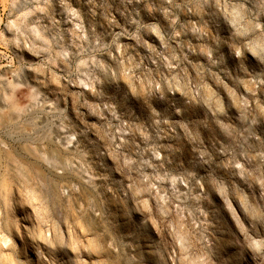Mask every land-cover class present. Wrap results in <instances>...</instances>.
I'll use <instances>...</instances> for the list:
<instances>
[{
  "label": "clouds",
  "instance_id": "1",
  "mask_svg": "<svg viewBox=\"0 0 264 264\" xmlns=\"http://www.w3.org/2000/svg\"><path fill=\"white\" fill-rule=\"evenodd\" d=\"M0 264H264V0H0Z\"/></svg>",
  "mask_w": 264,
  "mask_h": 264
}]
</instances>
